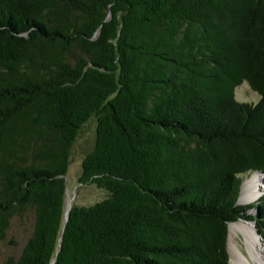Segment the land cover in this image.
Wrapping results in <instances>:
<instances>
[{
	"label": "trees",
	"instance_id": "16d2710c",
	"mask_svg": "<svg viewBox=\"0 0 264 264\" xmlns=\"http://www.w3.org/2000/svg\"><path fill=\"white\" fill-rule=\"evenodd\" d=\"M244 81L258 102L236 98ZM92 117L78 180L109 194L66 221ZM255 171L264 0H0V243L35 217L2 264H232L230 222L264 237V196L240 202Z\"/></svg>",
	"mask_w": 264,
	"mask_h": 264
},
{
	"label": "rangeland",
	"instance_id": "374dc122",
	"mask_svg": "<svg viewBox=\"0 0 264 264\" xmlns=\"http://www.w3.org/2000/svg\"><path fill=\"white\" fill-rule=\"evenodd\" d=\"M235 94L238 100L250 103H256L261 98V95L257 91L253 90L247 81H244L242 84L238 85L235 88ZM96 126L97 119L96 117H92L83 127L81 133L79 134L72 147L71 163L66 174L68 184L66 210L70 197H73L72 205L75 203L78 205L88 206L107 197L109 194V191L107 189L98 188L95 184H80L78 180L82 171L84 157L86 156L87 152H89L94 147L96 138ZM252 173L245 174L244 178L246 179L248 176L252 175ZM262 196H264V189L262 194H260L252 201L240 202L243 204H248L260 199ZM254 210L252 209L251 211ZM240 220L246 219L240 218L237 221ZM34 221L35 217L32 210H28L22 214H17L13 217L7 235L5 239L0 243V264H2L3 261L9 256H19L21 254L27 239L33 231ZM246 221L252 223L255 226L253 221ZM231 235L233 237H231ZM261 239L264 245V237L261 236ZM233 245L239 246L250 257V259L255 262L246 248L243 235L241 233H231L230 230L229 251L232 264H234V261L232 260Z\"/></svg>",
	"mask_w": 264,
	"mask_h": 264
},
{
	"label": "bare ground",
	"instance_id": "6f19581e",
	"mask_svg": "<svg viewBox=\"0 0 264 264\" xmlns=\"http://www.w3.org/2000/svg\"><path fill=\"white\" fill-rule=\"evenodd\" d=\"M264 189V173L253 172L248 176L243 185L240 200L243 202H249L262 194ZM72 198L70 197L67 209L72 207ZM231 233H241L244 238V242L248 252L255 262L237 245H233L232 260L234 264H264V245L260 234L256 227L246 221H233L230 226ZM231 237H233L231 235Z\"/></svg>",
	"mask_w": 264,
	"mask_h": 264
},
{
	"label": "water",
	"instance_id": "95a60500",
	"mask_svg": "<svg viewBox=\"0 0 264 264\" xmlns=\"http://www.w3.org/2000/svg\"><path fill=\"white\" fill-rule=\"evenodd\" d=\"M264 173V172H263ZM243 185H244V183H243ZM68 190V189H67ZM241 201V200H240ZM71 208L72 207H70L69 209H67L66 210V212H65V214H66V216H65V220L67 221L68 220V218H69V214H70V210H71ZM249 221H253L254 222V224H255V226L257 227V223H256V221H254V220H249ZM230 226H231V222L229 223V237H230ZM65 227V226H64ZM261 236H263L262 234H261Z\"/></svg>",
	"mask_w": 264,
	"mask_h": 264
}]
</instances>
